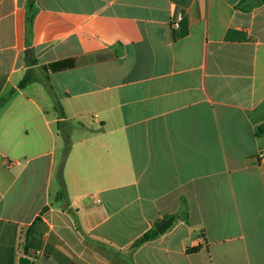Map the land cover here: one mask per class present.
Wrapping results in <instances>:
<instances>
[{
  "label": "crops",
  "instance_id": "1",
  "mask_svg": "<svg viewBox=\"0 0 264 264\" xmlns=\"http://www.w3.org/2000/svg\"><path fill=\"white\" fill-rule=\"evenodd\" d=\"M27 3L0 0V264H264V0Z\"/></svg>",
  "mask_w": 264,
  "mask_h": 264
},
{
  "label": "trees",
  "instance_id": "2",
  "mask_svg": "<svg viewBox=\"0 0 264 264\" xmlns=\"http://www.w3.org/2000/svg\"><path fill=\"white\" fill-rule=\"evenodd\" d=\"M34 4V0H28L27 6L28 9H31L33 7ZM31 23H32V17L31 15L26 17V38H29V35L31 34ZM35 79H33V77L29 74V72H27L24 77L20 80V82L17 85V89H24L28 84H31L32 82H34ZM14 92V90H11L8 93V97L12 95V93ZM52 100H53V104H54V109L56 110V112L60 113L61 115H63L62 109L59 106V103L56 99V97L54 95H52ZM258 133H264V125L260 126L258 128ZM64 142H65V147L63 149V157L65 158L68 151H69V147H70V143H69V139L66 136H64ZM63 158V159H64ZM62 165H63V160L61 162V166L60 168L57 170L55 178H56V182L59 185V191L56 193L54 200H59L62 201L65 199L66 195H65V186H64V182H63V178H62ZM65 208H67V204H65L64 206ZM160 236L159 233H157V231L154 228L149 229L148 231H146L144 234H142L136 241H134L132 243V245L129 247V252H133L136 249H138L142 244L148 242V241H152L156 238H158ZM197 249L194 248L192 250H188V252H194Z\"/></svg>",
  "mask_w": 264,
  "mask_h": 264
},
{
  "label": "water",
  "instance_id": "3",
  "mask_svg": "<svg viewBox=\"0 0 264 264\" xmlns=\"http://www.w3.org/2000/svg\"><path fill=\"white\" fill-rule=\"evenodd\" d=\"M172 223V219H168L167 221L161 223L160 225H158L155 230L157 231V233L159 234H163L171 225ZM18 264H31V259L25 256H21L18 259Z\"/></svg>",
  "mask_w": 264,
  "mask_h": 264
},
{
  "label": "built area",
  "instance_id": "4",
  "mask_svg": "<svg viewBox=\"0 0 264 264\" xmlns=\"http://www.w3.org/2000/svg\"><path fill=\"white\" fill-rule=\"evenodd\" d=\"M175 26H177V24H175ZM258 159H259V161H260L261 163H264V154H263V153H260V154L258 155Z\"/></svg>",
  "mask_w": 264,
  "mask_h": 264
}]
</instances>
